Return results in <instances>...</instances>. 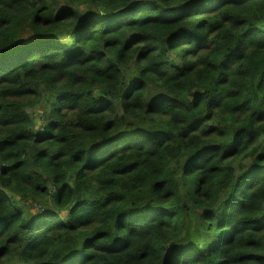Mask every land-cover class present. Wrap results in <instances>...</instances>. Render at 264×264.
I'll use <instances>...</instances> for the list:
<instances>
[{
	"label": "trees",
	"instance_id": "16d2710c",
	"mask_svg": "<svg viewBox=\"0 0 264 264\" xmlns=\"http://www.w3.org/2000/svg\"><path fill=\"white\" fill-rule=\"evenodd\" d=\"M0 264H264V0H0Z\"/></svg>",
	"mask_w": 264,
	"mask_h": 264
},
{
	"label": "rangeland",
	"instance_id": "374dc122",
	"mask_svg": "<svg viewBox=\"0 0 264 264\" xmlns=\"http://www.w3.org/2000/svg\"><path fill=\"white\" fill-rule=\"evenodd\" d=\"M87 11H88V7L86 6V7H85V12H87ZM46 98H48V101L50 100L48 94H45V99H46ZM44 106H45V108L47 107L46 103H45Z\"/></svg>",
	"mask_w": 264,
	"mask_h": 264
}]
</instances>
